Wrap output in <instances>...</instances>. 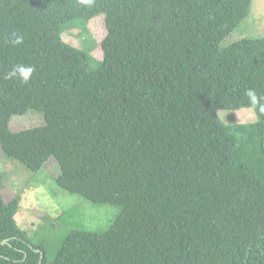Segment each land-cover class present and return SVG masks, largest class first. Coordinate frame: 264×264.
Listing matches in <instances>:
<instances>
[{
    "label": "trees",
    "instance_id": "trees-1",
    "mask_svg": "<svg viewBox=\"0 0 264 264\" xmlns=\"http://www.w3.org/2000/svg\"><path fill=\"white\" fill-rule=\"evenodd\" d=\"M253 2L0 0L4 156L33 173L54 158L62 190L122 209L103 233H69L50 264H264V113L245 95L264 96V37L222 44ZM102 15V61L63 40L79 22L92 41ZM19 64L27 84L5 79ZM245 108L257 124L218 114ZM31 111L45 124L13 132ZM3 187L0 264H46Z\"/></svg>",
    "mask_w": 264,
    "mask_h": 264
},
{
    "label": "rangeland",
    "instance_id": "rangeland-1",
    "mask_svg": "<svg viewBox=\"0 0 264 264\" xmlns=\"http://www.w3.org/2000/svg\"><path fill=\"white\" fill-rule=\"evenodd\" d=\"M63 34V40L79 49L91 46L90 54L97 61L104 59L102 42L107 36L104 16H98L87 24L92 41L82 32L83 24L75 22ZM264 37V0H254L250 16L241 26L230 34L223 46L246 38ZM89 44V45H88ZM219 117L228 126L254 125L259 117L254 108L239 111H219ZM45 124L40 113L28 112L14 116L10 127L13 132L40 127ZM60 167L51 158L43 168L33 173L16 161L7 159L0 146V175L3 178L2 190L6 204L18 202L15 219L19 227L26 231L31 242L43 245L46 251V264L54 259L60 245L72 231L83 230L103 233L117 220L121 207L95 205L79 195L62 190L56 180L60 175Z\"/></svg>",
    "mask_w": 264,
    "mask_h": 264
},
{
    "label": "clouds",
    "instance_id": "clouds-1",
    "mask_svg": "<svg viewBox=\"0 0 264 264\" xmlns=\"http://www.w3.org/2000/svg\"><path fill=\"white\" fill-rule=\"evenodd\" d=\"M84 2H88V0H84ZM10 43L13 45H21L23 43V37L14 32L11 34ZM34 71L35 69L32 66L23 64L15 65L12 71L7 73L5 79L18 78L23 83L27 84L29 83ZM245 95L252 106H258L259 111L264 113V103H262V101H264V96H259L254 89L246 90Z\"/></svg>",
    "mask_w": 264,
    "mask_h": 264
},
{
    "label": "water",
    "instance_id": "water-1",
    "mask_svg": "<svg viewBox=\"0 0 264 264\" xmlns=\"http://www.w3.org/2000/svg\"><path fill=\"white\" fill-rule=\"evenodd\" d=\"M4 243H6V241H4ZM42 262V261H41ZM41 264V263H40Z\"/></svg>",
    "mask_w": 264,
    "mask_h": 264
}]
</instances>
